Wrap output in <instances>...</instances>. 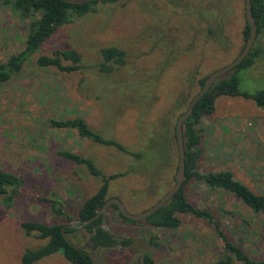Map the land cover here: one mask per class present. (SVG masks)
Here are the masks:
<instances>
[{"label":"rangeland","instance_id":"obj_1","mask_svg":"<svg viewBox=\"0 0 264 264\" xmlns=\"http://www.w3.org/2000/svg\"><path fill=\"white\" fill-rule=\"evenodd\" d=\"M27 21L0 0V61L23 48ZM245 21V0H116L57 28L22 70L0 85V169L22 179L9 200L0 194V264H22L27 249L46 241L23 232L20 224L31 220L75 228L67 236L93 252L89 233L77 226L78 210L104 177L121 173L109 180L106 196L117 197L128 212L138 214L154 204L175 180L176 119L198 91L199 80L239 53ZM109 46L122 49L125 59L103 72L100 50ZM252 47L259 55L238 73V89L248 93L264 89V28ZM62 48L81 54L80 69L37 65L39 55ZM71 117L84 118L94 132L126 151L50 124ZM199 127L198 169H229L264 195V108L250 98L219 96ZM166 129L172 139L168 146ZM59 150L90 159L100 174L61 157ZM185 191L195 206L213 214L229 241L250 258H262L263 214L231 193L194 180ZM53 201L65 214L53 211ZM108 214L109 230L127 245L101 249V264H147L145 255L150 264H220L225 257L214 227L191 213H177L176 228L128 222L117 211ZM32 264L72 263L56 252ZM230 264L241 263L233 257Z\"/></svg>","mask_w":264,"mask_h":264},{"label":"trees","instance_id":"obj_2","mask_svg":"<svg viewBox=\"0 0 264 264\" xmlns=\"http://www.w3.org/2000/svg\"><path fill=\"white\" fill-rule=\"evenodd\" d=\"M113 1L116 0H2V3L10 6L19 18L28 21L26 22L27 33L23 48L11 54L5 61H0V85L20 72L24 64L30 60L32 53L37 51L45 40L61 25L89 11H95L100 3ZM251 11L257 25V33H259L264 28V0H251ZM242 33L245 42L249 35V25L246 21ZM100 53L102 58L100 70L103 72L122 64L125 59V52L114 46L104 47L100 50ZM258 55L259 49L252 47L242 62L235 66L231 72L219 77L211 88L196 102L192 113L184 121L182 127L185 153V180L181 188L163 206L159 207L154 213L144 219L150 225L161 228H176L180 223L177 213H191L196 217L205 219L214 227L224 241L225 257L220 261V264H230L233 257L241 264H264V248L262 258H250L243 252L239 245L229 241L223 235L219 229V223L208 209L197 207L188 199L185 185L188 181L194 180L196 183L204 184L211 190H224L241 200L254 213L264 215V195L254 192L246 184L236 179L231 170L221 169L218 171L201 172L198 169V161L201 154V148L199 146L201 142V129L199 125L204 116L213 113L215 100L219 96H242L244 98H250L257 106L264 108V89L256 90L253 93L238 89L239 71L249 68ZM36 63L43 68L54 67L65 72L78 70L82 66L81 54L73 48L56 49L50 55H39L36 58ZM108 64H113V66ZM206 77L199 80V88L202 86ZM50 124L56 128L75 129L81 137H86L97 143L115 146L123 152L126 151L118 142L104 138L94 132L82 117L51 119ZM169 132L166 129L163 134L167 146L171 139ZM172 139L174 149L176 147L177 151L175 125L172 128ZM58 154L77 164H85L95 175L100 174L94 168L90 159L65 150H59ZM134 155L140 157L141 154L134 153ZM120 175L121 173H116L115 175L102 178V184L99 189L82 202L78 210L79 222L77 225L96 214L105 200L109 198L106 196L109 188V180ZM21 183L22 179L20 176L13 172L0 169V194L6 195V200H9L11 194L19 189ZM52 209L58 215L65 214L60 208V204L59 208L57 207L56 201L52 202ZM110 211H117L118 215L125 221L134 222V220L124 217L115 204L109 206L107 215H109L108 213ZM20 226L25 234H35L36 237L46 240L38 248L27 249L21 256L22 264H32L56 252H61L62 256L72 264H92L88 252L71 241L67 236L75 228L64 227V225L58 223L48 224L33 220L24 221ZM63 227L68 239L63 235ZM82 228L89 233L88 241L92 249L97 245H113L115 243L111 231L109 230L108 232L101 226V216L89 223L83 224ZM144 259L147 264L151 263L150 256L145 255Z\"/></svg>","mask_w":264,"mask_h":264},{"label":"water","instance_id":"obj_3","mask_svg":"<svg viewBox=\"0 0 264 264\" xmlns=\"http://www.w3.org/2000/svg\"><path fill=\"white\" fill-rule=\"evenodd\" d=\"M245 18H246V22L249 25V35L240 52L228 64L213 70L207 75L202 86L190 99L187 108L183 112H181L176 119L175 133H176V142H177V151H178V166L174 177L175 180L173 185L158 200H156L154 204H152L146 210L138 214H132L128 212L125 209L123 203L117 197L114 196L109 197L105 200L101 208L97 210L96 214L91 218H89L88 220L81 223L80 227L83 224L89 223L92 220L96 219L97 217L101 216V226L106 231L109 232V226L107 222V210L111 204H115L118 207L119 211L122 213V215L130 220H135V221L144 220L147 216L154 213L159 207L163 206L173 196V194L181 188L185 180V153H184V140H183V129H182L183 123L192 113L193 107L196 104V102L211 88L214 82L222 75L231 72V70L235 66H237L240 62H242L244 58H246V56L249 54L257 34V25L255 23V19L251 11V0H245ZM62 232L64 237L67 239V236L64 233V228H62ZM113 239L120 240L122 238L113 236ZM74 247L77 248L76 245H74ZM115 247H116L115 245H97L94 248L93 252L91 253L88 252L92 264H101L100 254H99L101 249H109Z\"/></svg>","mask_w":264,"mask_h":264},{"label":"flooded vegetation","instance_id":"obj_4","mask_svg":"<svg viewBox=\"0 0 264 264\" xmlns=\"http://www.w3.org/2000/svg\"><path fill=\"white\" fill-rule=\"evenodd\" d=\"M78 222H79V220H77V223ZM77 226L80 227V224L77 225ZM114 240H115V243L113 245H115L116 247L115 248H110V249H122V248H124L127 245V244L124 243L125 242V238L124 237H122V239H120V240H117V239H114Z\"/></svg>","mask_w":264,"mask_h":264}]
</instances>
